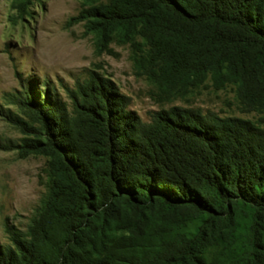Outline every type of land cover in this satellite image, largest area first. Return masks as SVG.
<instances>
[{
  "label": "trees",
  "instance_id": "obj_1",
  "mask_svg": "<svg viewBox=\"0 0 264 264\" xmlns=\"http://www.w3.org/2000/svg\"><path fill=\"white\" fill-rule=\"evenodd\" d=\"M78 1L71 23L98 54L128 46L161 100L210 81L261 118L172 107L144 123L96 74L71 106L31 89V122L10 119L19 156L47 159V194L0 264H264V0Z\"/></svg>",
  "mask_w": 264,
  "mask_h": 264
},
{
  "label": "rangeland",
  "instance_id": "obj_2",
  "mask_svg": "<svg viewBox=\"0 0 264 264\" xmlns=\"http://www.w3.org/2000/svg\"><path fill=\"white\" fill-rule=\"evenodd\" d=\"M14 2L0 0V246L10 244L8 230H27L47 194V159L19 156L24 135L10 119L31 122L21 102L32 90L71 106L69 93L96 74L114 83L144 123L154 112L172 107L220 118H261L242 111L232 86L216 91L210 81L186 98L161 100L149 80L136 76L128 46L112 44L110 51L98 54L84 24L71 23L81 11L78 0H36L26 11Z\"/></svg>",
  "mask_w": 264,
  "mask_h": 264
}]
</instances>
